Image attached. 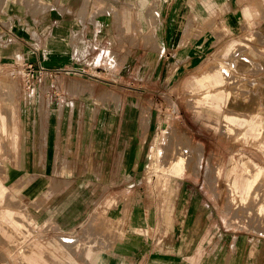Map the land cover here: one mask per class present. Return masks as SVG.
<instances>
[{"label":"crops","instance_id":"0c3cea01","mask_svg":"<svg viewBox=\"0 0 264 264\" xmlns=\"http://www.w3.org/2000/svg\"><path fill=\"white\" fill-rule=\"evenodd\" d=\"M42 6L35 16L7 0L0 11V62L18 55V62L46 68L35 87L44 91L37 116L23 117L36 119L37 127L23 129L17 142L23 177L39 170L27 194L40 208H52L62 227L115 198L119 215L128 205L132 226L150 228V235L125 230L132 237L98 253L96 264H264V236L218 221L216 194L207 192L200 174L206 145L198 144L195 152L204 158L190 166L194 173H171L168 196L151 192L145 172L151 142L169 118L162 106L173 105L182 91L205 115L213 108L204 101L206 89L192 90L191 83L195 76L204 86L221 81L218 73L202 79L215 67L245 92L229 96L225 82L214 106L253 113L251 119L229 114L227 121L262 134L264 0H42ZM143 103L150 106L146 128ZM174 131L165 136H177ZM180 132L192 148V135Z\"/></svg>","mask_w":264,"mask_h":264},{"label":"rangeland","instance_id":"374dc122","mask_svg":"<svg viewBox=\"0 0 264 264\" xmlns=\"http://www.w3.org/2000/svg\"><path fill=\"white\" fill-rule=\"evenodd\" d=\"M6 1L0 0V11ZM13 1L29 8L35 16L43 7L42 0ZM18 57H5L2 59L4 62H0V264H96L98 253L108 250L126 236L132 237L134 233L125 230L150 235V228L132 226L128 205L124 215L113 209L119 204L115 198L102 204L98 201L77 222L71 221L72 224L62 227L58 222L59 216L53 214L52 208H40L37 201L27 194L26 190L39 170L30 169L23 177L17 142L21 141L23 129L28 128L32 132L37 127L36 119L24 121L23 117L32 114V118L34 114L36 118L37 98H43L44 91L39 93L37 89L26 88L18 71ZM12 65L14 68L11 70ZM223 70L215 67L202 75L203 79L208 73H218L216 80L221 81L215 84L213 80L209 86L201 85L199 76H195L191 83L192 90L206 89L204 101L211 102L213 108L207 107L205 115L204 110L199 115L195 98H183L182 91H178L173 105L162 106V117L169 118L162 122L160 135L151 142L148 149L151 158L147 159L145 172L151 192L168 196L172 191L169 184L171 173L182 175L187 168L190 171L188 175L194 173L191 167L197 160L201 164L204 158L203 151L201 154L195 151L198 144L206 145V168L200 170V174L208 183L207 192L216 194L217 208L221 210L218 218L220 225L231 231L261 237L264 236V116L260 117L261 135L250 126H231L227 115L251 119L254 114L237 112L225 103L214 106V96L221 97L216 89L225 82L229 84V90L227 85L224 86V94L226 90L229 96L233 92H245L241 90L244 84L233 81L234 77L227 82V73ZM143 96L147 97L148 93ZM140 108L142 125L149 127L147 117L150 106L143 103ZM44 112L42 105L41 117ZM39 123L45 130V120L41 119ZM171 130H176L177 136L167 138L165 135ZM181 130L192 135L188 137L194 145L192 148L182 141ZM31 139L35 138L31 136ZM180 156L184 159H179ZM10 164L18 170H8ZM159 202L164 209L166 204L162 203L166 202Z\"/></svg>","mask_w":264,"mask_h":264},{"label":"built area","instance_id":"2783aa9c","mask_svg":"<svg viewBox=\"0 0 264 264\" xmlns=\"http://www.w3.org/2000/svg\"><path fill=\"white\" fill-rule=\"evenodd\" d=\"M18 65V71L24 79L26 88L33 91L41 79L43 70L46 68L42 64L36 65L28 61L18 62Z\"/></svg>","mask_w":264,"mask_h":264},{"label":"bare ground","instance_id":"6f19581e","mask_svg":"<svg viewBox=\"0 0 264 264\" xmlns=\"http://www.w3.org/2000/svg\"><path fill=\"white\" fill-rule=\"evenodd\" d=\"M150 17H151V15H150ZM258 117H259V116H258ZM261 121H262V120H261ZM169 142H170V141H169ZM184 148H185V147H184ZM182 150H184V149H182ZM182 150H181V151H182ZM186 150H187V148H186ZM178 153H179V152H178ZM180 155H181V154H180ZM168 157H169V156H168ZM179 159H184V158H182V157L180 156ZM178 161H179V160H178ZM248 186H249V185H248ZM248 186H247V187H248Z\"/></svg>","mask_w":264,"mask_h":264}]
</instances>
